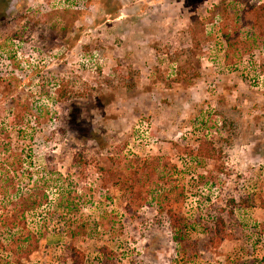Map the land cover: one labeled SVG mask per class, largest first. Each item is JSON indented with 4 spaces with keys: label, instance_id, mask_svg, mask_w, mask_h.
I'll return each instance as SVG.
<instances>
[{
    "label": "rangeland",
    "instance_id": "1",
    "mask_svg": "<svg viewBox=\"0 0 264 264\" xmlns=\"http://www.w3.org/2000/svg\"><path fill=\"white\" fill-rule=\"evenodd\" d=\"M0 214L9 264H264V0H0Z\"/></svg>",
    "mask_w": 264,
    "mask_h": 264
},
{
    "label": "trees",
    "instance_id": "2",
    "mask_svg": "<svg viewBox=\"0 0 264 264\" xmlns=\"http://www.w3.org/2000/svg\"><path fill=\"white\" fill-rule=\"evenodd\" d=\"M32 204H34V203L32 202ZM13 205H15V204H13ZM3 217H5V215H3ZM3 217L0 219V223L1 224H7L4 221ZM15 234H16V231L11 230V233L0 238V257H2V258H0V260L4 261L5 264H9L10 263L9 258L13 257L14 255H16V253H18L16 251V248L20 247L21 244L15 245V243L17 241L20 242L21 240H23L25 238V236H14ZM14 264H18V263H14Z\"/></svg>",
    "mask_w": 264,
    "mask_h": 264
}]
</instances>
